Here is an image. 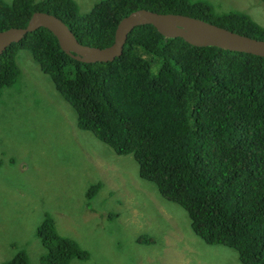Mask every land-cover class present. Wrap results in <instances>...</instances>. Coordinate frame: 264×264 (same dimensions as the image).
Segmentation results:
<instances>
[{"label":"trees","instance_id":"trees-1","mask_svg":"<svg viewBox=\"0 0 264 264\" xmlns=\"http://www.w3.org/2000/svg\"><path fill=\"white\" fill-rule=\"evenodd\" d=\"M141 8L264 40V27L245 14L218 15L196 0H102L85 15L73 0H0V31L46 12L79 43L103 48L113 42L119 20ZM23 49L74 109L77 126L117 155L132 154L139 177L187 211L194 234L235 249L241 264H264V57L193 46L146 24L128 34L113 61L84 63L41 27L0 55V93L15 81L16 54ZM100 187L91 185L87 196ZM37 233L46 248L42 264L87 257L58 235L51 219ZM1 264L27 261L18 253Z\"/></svg>","mask_w":264,"mask_h":264},{"label":"rangeland","instance_id":"rangeland-1","mask_svg":"<svg viewBox=\"0 0 264 264\" xmlns=\"http://www.w3.org/2000/svg\"><path fill=\"white\" fill-rule=\"evenodd\" d=\"M73 1L85 15L102 0ZM196 1L264 27L262 0ZM16 65L15 81L0 93V264L18 253L42 264L37 229L45 219L86 252L69 264H196L187 247L199 250L200 264H241L235 249L193 233L187 211L139 177L132 154L117 155L77 126L74 109L28 50L17 52Z\"/></svg>","mask_w":264,"mask_h":264},{"label":"water","instance_id":"water-1","mask_svg":"<svg viewBox=\"0 0 264 264\" xmlns=\"http://www.w3.org/2000/svg\"><path fill=\"white\" fill-rule=\"evenodd\" d=\"M151 25L165 38H181L197 47L214 46L228 51L264 57V40L251 38L207 21L176 13H158L144 8L124 16L116 25L113 42L103 48L77 41L69 28L56 16L35 11L24 27L0 31V55L12 43L38 28H46L56 38L61 50L84 63L111 62L122 54L128 34L137 26Z\"/></svg>","mask_w":264,"mask_h":264},{"label":"crops","instance_id":"crops-1","mask_svg":"<svg viewBox=\"0 0 264 264\" xmlns=\"http://www.w3.org/2000/svg\"><path fill=\"white\" fill-rule=\"evenodd\" d=\"M187 250L191 253L190 254L191 257H195L196 258V261H195L196 264H200L201 260H199L197 258V254H198L199 250L198 249H195V248H192V247H187Z\"/></svg>","mask_w":264,"mask_h":264}]
</instances>
